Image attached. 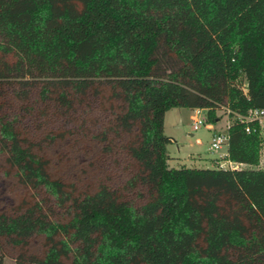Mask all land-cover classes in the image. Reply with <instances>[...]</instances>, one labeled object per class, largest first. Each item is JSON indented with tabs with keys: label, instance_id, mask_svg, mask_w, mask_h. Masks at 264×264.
<instances>
[{
	"label": "trees",
	"instance_id": "trees-1",
	"mask_svg": "<svg viewBox=\"0 0 264 264\" xmlns=\"http://www.w3.org/2000/svg\"><path fill=\"white\" fill-rule=\"evenodd\" d=\"M172 108L249 168L170 166ZM253 109L264 0H0V264H264Z\"/></svg>",
	"mask_w": 264,
	"mask_h": 264
},
{
	"label": "rangeland",
	"instance_id": "rangeland-1",
	"mask_svg": "<svg viewBox=\"0 0 264 264\" xmlns=\"http://www.w3.org/2000/svg\"><path fill=\"white\" fill-rule=\"evenodd\" d=\"M204 119L202 112L197 115L194 110L186 108H172L165 113L164 134L173 137L175 142L167 145L170 166H182L193 168H211L215 165L214 153L208 151L210 139L215 132H224L225 126L231 123V119L222 110L216 111L219 120L216 123L204 122L196 131L192 129V117ZM264 151L261 152L260 166L264 168ZM240 167V166H239ZM249 168V166H245ZM250 168H256L250 166ZM4 264H15L9 257H4Z\"/></svg>",
	"mask_w": 264,
	"mask_h": 264
},
{
	"label": "built area",
	"instance_id": "built-area-1",
	"mask_svg": "<svg viewBox=\"0 0 264 264\" xmlns=\"http://www.w3.org/2000/svg\"><path fill=\"white\" fill-rule=\"evenodd\" d=\"M195 114L202 112L199 109H195ZM238 123L244 124V130L246 133L258 132L261 138V146L264 149V109H253L249 111L247 115H236ZM205 122V119L199 117H192V129L198 130L200 126ZM252 124H256V127ZM229 124L225 126L224 132H215L212 134L208 151L214 153L215 164L220 168L238 169L248 166L242 163L230 162L227 158V145H228V133L227 128ZM240 166V167H239Z\"/></svg>",
	"mask_w": 264,
	"mask_h": 264
},
{
	"label": "crops",
	"instance_id": "crops-1",
	"mask_svg": "<svg viewBox=\"0 0 264 264\" xmlns=\"http://www.w3.org/2000/svg\"><path fill=\"white\" fill-rule=\"evenodd\" d=\"M170 138V142H175L176 143V140H175V138H173V137H169ZM213 160H214V157H213Z\"/></svg>",
	"mask_w": 264,
	"mask_h": 264
}]
</instances>
